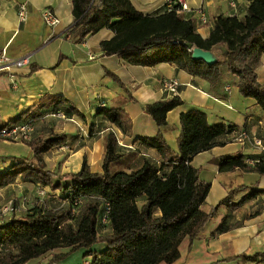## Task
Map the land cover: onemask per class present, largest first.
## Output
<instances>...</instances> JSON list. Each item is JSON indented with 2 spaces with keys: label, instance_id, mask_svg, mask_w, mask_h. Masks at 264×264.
I'll list each match as a JSON object with an SVG mask.
<instances>
[{
  "label": "trees",
  "instance_id": "16d2710c",
  "mask_svg": "<svg viewBox=\"0 0 264 264\" xmlns=\"http://www.w3.org/2000/svg\"><path fill=\"white\" fill-rule=\"evenodd\" d=\"M70 2L73 22L66 33L73 42L108 27L114 35L100 41L103 55H116L127 63L142 66L173 64L206 81L207 91L217 97L221 96L219 87L224 83L223 77L228 76L241 97L252 99L264 111V83L257 81L255 73L258 57L264 56V0H248L247 14L243 16L216 15L205 38L196 32L191 19L182 18L174 9L143 12L130 0ZM215 45H222L223 50L214 62L207 64L191 57V48L209 50ZM105 74L128 93L116 75L108 71ZM61 102L58 96L45 95L0 127L27 119L34 122L42 109H55ZM121 102L118 98L107 107L104 102L100 107L96 103L95 111L120 128L126 124L119 107ZM181 104V99L172 96L144 104L142 111L160 128L166 123V113ZM234 128L223 123H207L205 113L198 109L180 113L175 149L169 147L159 130L151 137L139 138L144 146L156 150L160 160L143 159L137 169L128 172L109 170L110 163L121 157L111 131L105 134L100 171H91L82 155L76 171L60 175L46 168L43 156L63 145L66 137L52 131L31 137L26 141L29 157L0 156V161H10L0 169V188L19 178L47 187L48 195L59 200L53 206L35 202L19 217L8 214L0 223V264H23L35 259L54 264L77 249L82 250L86 264L172 263L178 258L181 240L186 237L189 245L215 216L219 205L231 210L257 193L251 190L232 201L235 193L248 187L239 185L228 190L207 211L200 208L209 182L201 180L198 170L188 162L193 155L209 149L215 138ZM235 169L263 174L264 155L219 159L218 172ZM106 207V224L101 226L98 220ZM154 210L159 212L158 216L153 214ZM105 227L109 232L99 234L97 230ZM228 228L223 220L215 232ZM98 243L104 246L101 250L93 248ZM263 256L264 252L242 253L228 259L259 264Z\"/></svg>",
  "mask_w": 264,
  "mask_h": 264
},
{
  "label": "crops",
  "instance_id": "0c3cea01",
  "mask_svg": "<svg viewBox=\"0 0 264 264\" xmlns=\"http://www.w3.org/2000/svg\"><path fill=\"white\" fill-rule=\"evenodd\" d=\"M20 2L26 7L23 20L16 16V6ZM130 2L143 12L161 11L164 4V0ZM186 2L188 9L178 13L182 18L192 20L201 38L208 35L216 15L239 17L247 14L248 0ZM198 5L204 11V22L200 21L196 13ZM45 6L58 18L53 25L45 24L39 15L40 9ZM72 22L70 0H0V53L4 52L11 58L29 54L27 64L0 71V125L16 118L41 97L58 96L62 102L55 109H42L40 117L33 122L36 126L33 125L31 137L45 136L49 131L62 133L66 137L63 145L44 154V161H48L47 155L62 151L63 157H78V165L73 171L78 169L82 155L86 157L91 171H100L105 134L111 131L121 153L115 167L121 172H128V167L132 164L134 169H137L143 159L153 162L160 160L156 150L144 146L139 138L151 137L159 130L169 147L175 149L180 113L198 109L205 113L209 124L223 123L235 126L229 133L215 138L209 149L193 155L188 162L198 170L201 180L209 182L208 192L200 208L207 211V208L203 209L205 204L209 208L213 207L228 190L239 185L248 187L235 193L231 197L232 201L238 200L251 190H256L257 193L231 210L219 205L218 212L207 221L189 245L186 237L181 240L178 245V258L170 264H251L228 258L242 253L250 255L264 252V173L238 169L218 172L217 164L220 158L232 155H241L242 158L260 156V151L246 141H235L234 133L244 131L248 138L256 137L264 146V111L252 99L241 97L232 83V78L228 76L223 77L224 83L219 87L221 96L217 97L207 91L206 81L189 75L173 64L142 66L127 63L116 55H103L100 41L114 35L108 27H101L97 32L86 35L80 42L75 43L66 33V28ZM209 50L217 59L223 46L215 45ZM106 71L116 75L128 93H124L116 82L105 74ZM255 73L257 81L264 83L263 55L258 57ZM162 79L177 80L174 95L182 100V104L168 111L165 125L157 128L151 118L142 111V106L172 97L162 88ZM118 98L122 99L119 107L126 120V124H122L120 128L95 111L98 101L104 102L107 107ZM54 110H60L62 116H50ZM0 156L29 157L30 150L26 142L0 139ZM9 163V160L0 161V169ZM245 176H249L248 183ZM36 185L37 183L15 178L12 183L0 188V195L12 191H16L17 195L21 189L27 188L34 196ZM153 214L158 216L159 212L154 210ZM223 220L229 228L215 232ZM99 231L101 234L108 233L109 228L105 227ZM77 250L82 254L81 249ZM68 256L54 264H71L67 260ZM44 262L45 259L41 262L35 259L23 264ZM86 263L87 259L84 260V264ZM259 264H264V256Z\"/></svg>",
  "mask_w": 264,
  "mask_h": 264
},
{
  "label": "built area",
  "instance_id": "2783aa9c",
  "mask_svg": "<svg viewBox=\"0 0 264 264\" xmlns=\"http://www.w3.org/2000/svg\"><path fill=\"white\" fill-rule=\"evenodd\" d=\"M163 3H164L163 9H166V10L174 9L178 12V11L188 9L186 0H164ZM196 13L201 22L206 21L204 11L202 7H200V5L196 7ZM39 15L42 21L47 25H53L58 21V18L54 15L52 10L46 6L40 9ZM16 16L19 20H23L25 18L26 7L23 2L17 3ZM28 59H29V54H24L17 58H11L5 55L4 52H1L0 53V71L9 70L11 67L23 66L27 64ZM177 85H178V82L176 79H162L161 80L162 88L171 96H175L174 94H176ZM102 105H103L102 101H99L97 103V106L99 107ZM50 116L58 118V117H61L62 114L60 110H55L50 113ZM32 131H33V121L30 119H27L22 122H17V123H13V124L0 127V139H5L8 141L26 142L27 140L30 139ZM234 140L237 142L246 141L251 146L257 148L260 151V153L264 155V146L258 138L256 137L248 138L244 131H239V132L234 133ZM246 162L252 164V161L247 160ZM47 194H48L47 187H42L38 184L35 186L34 197L36 201L41 202V200L45 198ZM15 210H16V204L13 202L12 199H10L7 202H5L2 206H0V217L11 214ZM106 212H107V207L105 208L104 214L98 220L101 226H104L106 224V217H105Z\"/></svg>",
  "mask_w": 264,
  "mask_h": 264
},
{
  "label": "rangeland",
  "instance_id": "374dc122",
  "mask_svg": "<svg viewBox=\"0 0 264 264\" xmlns=\"http://www.w3.org/2000/svg\"><path fill=\"white\" fill-rule=\"evenodd\" d=\"M35 124H33L34 127L36 126ZM63 153L64 152L59 151L56 154H49V155H47L48 161L45 160L46 168L51 170L52 172H54L56 175H60V174H63L66 172H71V171L75 170L77 165H78V162H79L77 156L76 157L69 156V158L63 157ZM116 162L117 161L110 163L109 170L111 172H115L118 170V168L115 167ZM128 169H129L128 171L134 169V164H132L130 167H128ZM245 181H247V183H248L249 176H245ZM10 199H12L13 202L16 204V210L14 212H12V214L15 216H18V217L22 216L24 211L26 209H28L29 207H31L35 202H38V203L44 202L46 205L53 206V205L57 204L58 200H59V199L57 200L56 198H53L51 194H49V195L47 194L45 196V198H43L41 200V202L36 201L35 197L31 194L30 189L25 188V190L21 189V192L17 195H16V191L2 193L0 195V206H2L5 202H7ZM206 208L209 209V206H207L205 204L203 206V209H206ZM217 209H216V213L218 212ZM9 216L10 215L1 216L0 217V223L5 221ZM97 231L99 234H101L99 230H97ZM103 247L104 246L100 243L95 244L93 246V248L96 250H101ZM80 252H81L80 250L70 252L71 254L70 253L68 254L69 256H68L67 260L70 261L71 264H84V260L86 261V258H83L81 256ZM75 258H76V260H75ZM39 260L41 262L44 259H39Z\"/></svg>",
  "mask_w": 264,
  "mask_h": 264
},
{
  "label": "water",
  "instance_id": "95a60500",
  "mask_svg": "<svg viewBox=\"0 0 264 264\" xmlns=\"http://www.w3.org/2000/svg\"><path fill=\"white\" fill-rule=\"evenodd\" d=\"M191 57L201 59L207 64H210L215 60V56L210 50H204L198 47L191 48Z\"/></svg>",
  "mask_w": 264,
  "mask_h": 264
}]
</instances>
